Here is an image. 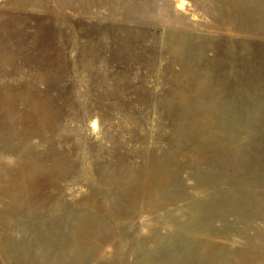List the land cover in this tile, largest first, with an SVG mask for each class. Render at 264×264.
Listing matches in <instances>:
<instances>
[{"label":"rangeland","instance_id":"1","mask_svg":"<svg viewBox=\"0 0 264 264\" xmlns=\"http://www.w3.org/2000/svg\"><path fill=\"white\" fill-rule=\"evenodd\" d=\"M0 264H264V0H0Z\"/></svg>","mask_w":264,"mask_h":264}]
</instances>
